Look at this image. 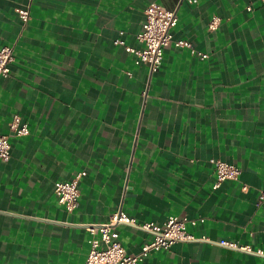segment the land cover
I'll list each match as a JSON object with an SVG mask.
<instances>
[{
	"label": "crops",
	"instance_id": "obj_1",
	"mask_svg": "<svg viewBox=\"0 0 264 264\" xmlns=\"http://www.w3.org/2000/svg\"><path fill=\"white\" fill-rule=\"evenodd\" d=\"M153 2L176 10L173 39L195 52L170 42L151 72L125 46L142 48ZM2 45L14 57L0 75V134L14 114L29 134L11 136L0 159V264H84L87 226L120 209L137 223L196 220L187 225L194 240L141 264H264L261 0H0ZM211 159L239 166V179L214 189ZM79 171L69 211L54 184ZM117 231L131 255L152 237L133 225Z\"/></svg>",
	"mask_w": 264,
	"mask_h": 264
},
{
	"label": "built area",
	"instance_id": "obj_2",
	"mask_svg": "<svg viewBox=\"0 0 264 264\" xmlns=\"http://www.w3.org/2000/svg\"><path fill=\"white\" fill-rule=\"evenodd\" d=\"M190 3H196L197 0H186ZM264 3V0H261ZM20 18L26 22L29 19V11L24 8L17 9ZM143 29L138 34V40L142 43L141 49H134L125 46L128 52L136 55L137 59L148 64L151 72L156 71L163 60L164 49L173 42L172 30L177 24L178 16L176 10H168L157 3L149 4L145 10ZM220 25V18L214 16L208 24L209 30L213 31ZM176 45L190 48L195 52L192 44L185 39L174 41ZM115 43L123 44V41L117 39ZM207 54H201L206 57ZM14 57L12 46H0V75L7 76L10 73V63ZM29 134V124L22 121L18 114H14L8 124V132L0 134V159L7 160L10 156L11 136H25ZM214 165L216 175L213 188H217L224 180L239 179L241 168L237 165L224 162L220 159H211ZM85 174L79 171L71 180L56 181L54 184V193L57 201L65 206L69 211L74 210L79 202V181ZM264 201V190L260 191L258 202ZM196 220L185 216L170 215L162 223L147 221L137 223L136 219L128 215L123 210H117L112 213L106 222L89 225L87 230L90 233L88 240V252L84 264H141L151 251L159 249H168L172 245L182 241L194 240L195 236L188 230L187 225H194ZM127 224L138 226L152 234L141 250L136 254H127L119 240L117 226ZM219 244L230 248L251 251L249 246H240L236 242L220 240ZM256 253H264L257 250Z\"/></svg>",
	"mask_w": 264,
	"mask_h": 264
}]
</instances>
